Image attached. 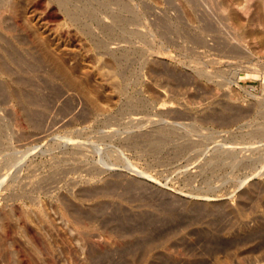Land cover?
<instances>
[{
	"label": "rangeland",
	"instance_id": "obj_1",
	"mask_svg": "<svg viewBox=\"0 0 264 264\" xmlns=\"http://www.w3.org/2000/svg\"><path fill=\"white\" fill-rule=\"evenodd\" d=\"M0 264H264V0H0Z\"/></svg>",
	"mask_w": 264,
	"mask_h": 264
},
{
	"label": "bare ground",
	"instance_id": "obj_2",
	"mask_svg": "<svg viewBox=\"0 0 264 264\" xmlns=\"http://www.w3.org/2000/svg\"><path fill=\"white\" fill-rule=\"evenodd\" d=\"M35 2V1H34ZM34 7H35V3H34Z\"/></svg>",
	"mask_w": 264,
	"mask_h": 264
}]
</instances>
